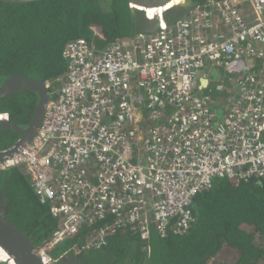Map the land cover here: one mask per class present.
<instances>
[{
    "label": "built area",
    "instance_id": "2783aa9c",
    "mask_svg": "<svg viewBox=\"0 0 264 264\" xmlns=\"http://www.w3.org/2000/svg\"><path fill=\"white\" fill-rule=\"evenodd\" d=\"M144 16L154 30L101 47L66 43L38 132L0 160V171L29 176L57 221L39 245L42 264L101 249L120 228L150 251L153 230L189 229L193 199L213 180H264V0H209L167 22ZM92 224L84 244L51 255Z\"/></svg>",
    "mask_w": 264,
    "mask_h": 264
},
{
    "label": "trees",
    "instance_id": "16d2710c",
    "mask_svg": "<svg viewBox=\"0 0 264 264\" xmlns=\"http://www.w3.org/2000/svg\"><path fill=\"white\" fill-rule=\"evenodd\" d=\"M209 0H170L153 8H141L127 0H37L26 3L0 1V82L12 74L53 79L65 72L62 50L82 37L101 47L107 42L151 31L156 23L188 13ZM38 95L22 90L0 99V111L20 127L30 122ZM18 134L0 129V149ZM0 204L6 216L35 243L47 239L56 228L49 208L39 203L29 176L18 167L0 171ZM194 220L186 232L168 224L167 235L153 230L150 251L138 234L120 228L108 235L107 245L81 254L82 264H264V180L234 182L213 180L198 192L192 204ZM97 224L84 226L58 244V256L74 244L85 243ZM6 257H8L7 253ZM7 260V259H6Z\"/></svg>",
    "mask_w": 264,
    "mask_h": 264
},
{
    "label": "water",
    "instance_id": "95a60500",
    "mask_svg": "<svg viewBox=\"0 0 264 264\" xmlns=\"http://www.w3.org/2000/svg\"><path fill=\"white\" fill-rule=\"evenodd\" d=\"M5 3H26L37 0H0ZM131 5L141 8H153L167 3L170 0H127ZM213 71V76H218ZM206 81H203L205 84ZM22 90L34 91L38 101L34 107L33 115L26 127H20L12 120L0 121V129L11 130L18 134L17 139L9 146L0 149V160L10 158L21 144L30 142L38 132L45 113L48 101L46 81L34 76L12 74L0 84V99ZM5 207L0 204V247H2L16 264H42L38 254L40 244H35L29 236L11 219L6 216ZM68 258V257H67ZM65 256L58 258L57 262L67 259Z\"/></svg>",
    "mask_w": 264,
    "mask_h": 264
},
{
    "label": "rangeland",
    "instance_id": "374dc122",
    "mask_svg": "<svg viewBox=\"0 0 264 264\" xmlns=\"http://www.w3.org/2000/svg\"><path fill=\"white\" fill-rule=\"evenodd\" d=\"M2 82H3V81H1L0 84H1ZM8 218H9V217H8ZM9 219H10V218H9ZM92 251H96V250H92ZM5 253H6V252H5L2 248H0V259H1V260H6V254H5ZM80 255H81V254H80ZM80 255L77 256L80 260L77 259V258H75L76 256L74 257V255H71V254H69L67 257H68L69 259H74V260H76V261H78V262H81V259H82V258L80 257ZM67 257H66V258H67ZM80 264H81V263H80Z\"/></svg>",
    "mask_w": 264,
    "mask_h": 264
},
{
    "label": "flooded vegetation",
    "instance_id": "af4514ba",
    "mask_svg": "<svg viewBox=\"0 0 264 264\" xmlns=\"http://www.w3.org/2000/svg\"><path fill=\"white\" fill-rule=\"evenodd\" d=\"M77 259H79L77 256L75 257ZM80 260V259H79ZM57 264H80V262L74 260V259H62L60 262H58ZM82 264V263H81Z\"/></svg>",
    "mask_w": 264,
    "mask_h": 264
},
{
    "label": "bare ground",
    "instance_id": "6f19581e",
    "mask_svg": "<svg viewBox=\"0 0 264 264\" xmlns=\"http://www.w3.org/2000/svg\"><path fill=\"white\" fill-rule=\"evenodd\" d=\"M163 5V4H162ZM158 6H160V5H158ZM0 248H2V247H0ZM3 249V248H2ZM4 250V249H3ZM5 251V250H4ZM6 252V251H5ZM7 253V252H6ZM7 255H8V253H7ZM6 259L7 260H4L7 264H16L14 261H13V259L8 255V257H6ZM3 261V260H2ZM56 264V263H55Z\"/></svg>",
    "mask_w": 264,
    "mask_h": 264
},
{
    "label": "clouds",
    "instance_id": "9594fccd",
    "mask_svg": "<svg viewBox=\"0 0 264 264\" xmlns=\"http://www.w3.org/2000/svg\"><path fill=\"white\" fill-rule=\"evenodd\" d=\"M41 243H42V242H41ZM41 243H40V244H41ZM91 250H92V249H91ZM80 254H83V252H81ZM80 254H79V255H80ZM60 255H61V254H60ZM79 255H77V256H79ZM58 256H59V255H58ZM58 256H55V257H58ZM64 256L67 257L68 255H64ZM75 256H76V255H74V257H75ZM80 256H81V255H80ZM58 258H59V257H58ZM56 264H57V263H56Z\"/></svg>",
    "mask_w": 264,
    "mask_h": 264
}]
</instances>
